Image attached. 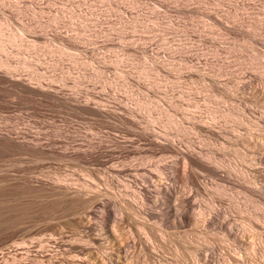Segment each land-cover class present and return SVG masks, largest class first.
<instances>
[{"label": "rangeland", "instance_id": "obj_1", "mask_svg": "<svg viewBox=\"0 0 264 264\" xmlns=\"http://www.w3.org/2000/svg\"><path fill=\"white\" fill-rule=\"evenodd\" d=\"M26 1L10 0L13 4L16 2L17 6L20 4L21 8L25 6L27 10L31 8L28 11H32V16H34L33 11L43 10V14L39 16L41 19L37 15L34 17L43 21L47 20L49 14L50 17L57 16L59 8H67L66 11L76 8L89 18L94 16L93 19H96L100 23L99 26L105 30L99 33L101 35L96 34L97 27L92 26L94 22L89 23L87 33L91 36L86 34L89 37L88 40L86 38L88 42L85 43H90V46L84 51L76 52L65 48L55 39L54 34L60 32L61 34L63 32V35H73L72 29L67 25L72 32L66 27L58 29L59 32L49 27L45 30L44 42L38 41L37 48L48 44L53 49L60 48L63 52L61 55L55 53L48 57L49 54L45 51L47 55L43 51L39 52L40 54L33 51L30 53L19 46L16 47L17 45L6 46L7 50L0 53V57L4 54L10 56L14 65L31 60V65L28 62V67L19 68L18 79L27 81L26 83L32 88H40L41 91L44 89L43 92H56L67 98V102L62 103L45 95L42 96L41 93L24 91L22 87H16L13 83L11 85L6 80V82L2 79L0 81V264H264V164L257 160L264 156L262 0H227L229 2H226L225 6L218 5L215 1L211 2V5L215 3L214 8L210 6L211 9L215 10L216 6H219L218 9L216 8L219 15L215 16L223 20L224 28H227L228 24L229 29L233 27V31L242 34L241 37L235 38L231 34L227 36L224 28L200 15L197 17L188 15V18L191 17L189 22L193 19L189 28L187 16L176 12L174 7L164 8L154 1H146L148 5L143 2L141 7L139 6L141 15L152 9L158 10L167 18L162 16L158 21H147L149 25L157 28L158 31L152 34L156 38L151 34L128 31L131 32L130 34L133 32L134 37L127 41L121 40L117 32L108 24V21L118 22L120 13L116 16V13L109 12L100 0H97L98 5L96 0H88L90 1L88 4L83 7L77 5L78 7L75 8L64 7L59 3L56 5L55 0ZM190 3L191 0L186 1L185 4L191 6ZM230 4L234 5L228 6L230 9L237 7L231 10L226 8ZM98 6L100 11L97 12ZM193 6L199 7L194 3ZM238 7L242 10L237 9ZM86 8L91 11L88 12ZM140 9H143L142 13ZM225 11L234 12L236 20L233 19L232 22V19L225 21L221 18L222 12L224 14ZM125 17L128 18V15ZM240 18L243 23L247 20L245 22L247 27L245 23V26L241 25ZM0 19L2 23L3 20H7L11 31L20 36L24 35L23 37L30 42L34 36L39 37L40 35L37 34L42 33L39 29L23 31L19 24L20 17H17V20L15 17L11 19L8 14L5 15L0 11ZM171 20L177 22L173 24ZM180 24H184L185 27ZM166 29L175 33L168 31L167 35ZM204 39L211 42L208 41L207 44ZM90 40L94 41V44L97 42L96 45ZM92 48H95L94 53L102 57L104 55L105 58L103 57L101 61L91 59L89 53L92 52ZM125 48L131 49L129 53L124 52ZM88 49H91V52L88 53ZM65 52L71 55L67 56ZM206 52L207 54L204 55ZM53 56L58 61H55ZM146 56L150 57L146 58ZM22 57L25 60L21 59ZM79 57L80 61H83L82 65L81 62L74 63L73 59ZM91 61H94V64ZM260 67L263 69L262 72H259ZM36 69L41 79L33 76L34 72L37 75ZM218 73L221 75L218 76ZM163 77H167L166 80ZM35 81L38 84L41 81L42 87L41 85L36 87L38 84ZM118 85L121 87L120 90ZM218 95L221 97L219 98ZM85 105L109 113L106 118H101L87 110ZM175 105L178 108L181 105L182 108L178 109ZM127 106L138 110L139 115L143 117L137 120L139 122L142 120L143 124L138 125L132 121L133 118L127 114L126 108H129ZM151 116L155 119L153 120ZM193 124H197L198 128ZM145 126L149 127V130L152 129L155 134L153 137H150L151 134H145L147 130ZM188 154L199 156L198 158L207 165L217 166L222 174H215L203 166H191L187 160ZM210 158L214 159L215 163L208 164ZM160 187L167 188L168 193L160 195L158 191ZM100 202L105 203L106 210L98 207ZM180 214H188L197 220L186 223L179 218ZM103 215L110 222L109 228L106 229L107 235L104 233ZM211 216L228 220L231 234L213 229L207 223Z\"/></svg>", "mask_w": 264, "mask_h": 264}, {"label": "bare ground", "instance_id": "obj_2", "mask_svg": "<svg viewBox=\"0 0 264 264\" xmlns=\"http://www.w3.org/2000/svg\"><path fill=\"white\" fill-rule=\"evenodd\" d=\"M28 1V0H27ZM26 1V2H27ZM35 1V0H34ZM46 1V0H45ZM50 1H54V0H50ZM56 1V5H57V3H59V4H61V5H64V7H71V6H74V8L77 6V5H79V6H82L83 7V5H86V4H88L89 2H88V0H82V1H78V0H76V1H74V0H55ZM93 1H95V0H93ZM93 1H92V3H93ZM101 1V3L103 4V6L104 7H106L107 8V10L109 11V12H111V13H116V16L117 15H119V14H117V13H120V18H118L119 19V21H118V19H117V21L118 22H110V21H108V24H109V26H111V28L114 30V31H116L117 32V34L119 35V37H120V39L121 40H126L127 41V39H132L134 36H133V32H132V34H130L128 31H134V33H136V32H143V33H147V34H155L158 30H157V28H155V26H151V25H149L148 23H147V21L149 20H155V21H158V20H160L161 18H162V14H160V12L158 11H153L152 9V11L150 10V12H146L145 11V13L143 12L142 13V10L144 9L143 7V9L141 10V13L142 14H144V15H141L140 14V11H139V6L140 5H142V3L143 2H146V1H154L156 4H158V6H161V7H164V8H169V7H174V9H175V11L176 12H178V13H180V14H184L185 16H187V18L186 19H188V21H187V26H189V28H191L190 26H192V24H191V22L193 23V19H191L192 21H190L189 22V18H191V17H189L188 18V15H196V17H197V15H200V16H203V18L205 17V18H207V19H209V20H211L212 21V23L213 24H216V25H219L220 27H222V28H224V25L225 24H223V20H220L219 18L217 19L216 17L217 16H215V15H219V13H218V10H216V8L218 9V5H224L226 2H227V0H191V6L190 5H187V4H185L186 3V1H189V0H100ZM99 1V2H100ZM212 1H215L217 4V6H216V8H215V10H213V9H211L210 8V6H212V8H214L213 7V5L215 4H213L212 3V5H211V2ZM237 1V0H236ZM247 1V0H246ZM254 1V0H253ZM25 2V3H26ZM96 2H97V0H96ZM95 2V3H96ZM153 2V3H154ZM229 2V1H228ZM227 2V3H228ZM242 2V1H241ZM250 3H251V1H249ZM258 2V1H257ZM260 2V1H259ZM15 3L16 2H14V4L13 3H11L10 2V0H0V11L1 12H3V13H5V15L6 14H8V17L9 18H14L15 17V19L17 18V17H20V20H21V22H19V24L21 25V29L23 30V31H34L35 29H39V30H41V32L42 33H39V34H37V35H40L39 37H35L34 36V38H33V42L31 41H29V40H27L26 38H24L23 36H20V35H18L17 33H14L13 31H11L10 29H9V27H8V24H7V20H3V23H2V20H1V22H0V53H1V51H4V50H7L5 47L7 46H11V45H17L16 47H20L21 49H23L24 51L26 50L27 52L29 51H33V52H37V53H39V52H41V51H43V53H47V54H49L48 55V57L50 56L51 57V55H53V54H55L56 53V55L57 54H59V55H61L63 52H62V50L59 48V49H53V47L51 48L48 44L47 45H43L41 48H37L38 46H39V44H38V41H43L44 42V40L46 39L45 38V30H47L49 27H52L53 28V31H55V30H58V29H61V28H67V29H69L68 28V26L67 25H69L70 26V28L72 29V31H73V35H63V32H62V34H61V32L60 33H56V34H54L55 36V39H57L59 42H61V44H62V46L63 47H65V48H69V49H73V50H76V52L77 51H84V50H86L87 48V46L89 47L90 46V43H85L87 40H88V37L89 36H91V35H89L87 32L89 31V26H90V24L89 23H91V22H94L93 24H92V26L93 27H97V29H95V33L96 34H99V33H101L102 31H104L99 25H100V23L96 20V19H93V18H95L94 16H93V18H89V17H87V16H85V15H83L80 11H79V9H78V11L76 10V8H75V10H71V11H66V9H64V8H62V9H60L59 8V10H58V15L57 16H51L50 17V14H49V16H47V20L46 21H43V20H37L36 18H34L36 15H37V17L39 18V16H41V14H43V10H39V11H33V15L34 16H32L31 15V13H32V11L30 12V11H28L29 9H31V8H29L28 10L26 9L27 7L25 6H23L24 8H21V7H19V5L20 4H18V6L17 5H15ZM52 3V2H51ZM54 3V2H53ZM193 3H194V5L196 4L197 6H199V7H194L193 6ZM239 3H240V1H239ZM238 3V4H239ZM256 3V2H255ZM261 3V2H260ZM17 4V3H16ZM38 4V3H37ZM44 4V3H43ZM146 5H148V2H146L145 3ZM257 4V3H256ZM262 6H264V0H262ZM52 5V4H51ZM55 5V6H56ZM97 5H98V2H97ZM232 5L233 4H230V5H227V7L226 8H228V9H230V7H228V6H231L232 7ZM252 5V4H251ZM21 6V5H20ZM45 6V5H44ZM89 6V5H88ZM225 6V5H224ZM234 6V5H233ZM239 6V5H238ZM246 6V5H245ZM249 5H248V3H247V7H248ZM257 6V5H256ZM260 6V5H259ZM46 7V6H45ZM51 7V6H50ZM54 7V6H53ZM60 7V6H59ZM78 7V6H77ZM81 7V8H82ZM93 7V6H92ZM104 7H103V9H104ZM130 7V8H129ZM132 7V8H131ZM141 7V6H140ZM148 7V6H147ZM150 7V6H149ZM153 7V6H152ZM237 7V6H236ZM236 7H234V8H236ZM251 7V6H250ZM38 8V7H37ZM49 8V7H48ZM100 7L98 6V9H99ZM101 8H102V6H101ZM155 8V7H154ZM234 8H231V9H234ZM256 8V7H255ZM45 9V8H44ZM54 9V8H53ZM86 9H88L89 10V8H86ZM96 9H97V7H96ZM133 9V10H132ZM173 9V10H174ZM223 9V8H222ZM221 9V10H222ZM227 9V10H228ZM230 9V10H231ZM237 9H241V8H237ZM249 9H251V8H249ZM51 10V9H50ZM82 10V9H81ZM144 10H146V9H144ZM147 10H149V8H147ZM172 10V9H171ZM236 10V9H235ZM242 10V9H241ZM252 10V9H251ZM250 10V11H251ZM258 10H259V8H258ZM262 10H263V8H262ZM47 11V10H46ZM91 10H89L88 12H90ZM98 11H100V9L99 10H97V12ZM102 11V10H101ZM165 11H169V10H165ZM220 11V10H219ZM224 11V10H223ZM233 11V10H232ZM232 11H225V13L223 14V12H222V16H221V18H223L225 21H229L230 19H232V22H233V19H235V17H236V15L234 14V12H232ZM245 11V10H244ZM257 11V10H256ZM255 11V12H256ZM55 12V11H54ZM57 12V11H56ZM88 12H87V14H88ZM104 12V11H103ZM221 12V11H220ZM237 12V11H236ZM123 13L124 14H126V15H128V18H126L124 15H123ZM166 13V12H165ZM177 13V14H178ZM218 13V14H217ZM249 12H247V14H248ZM254 13V12H253ZM45 14V13H44ZM48 14H46V15H48ZM90 14H92V13H90ZM95 14V13H94ZM93 14V15H94ZM104 14V13H103ZM236 14H238V13H236ZM240 14V13H239ZM54 15V14H53ZM108 15V13L106 14V16ZM221 15V14H220ZM245 15V14H244ZM251 15V14H250ZM249 15V16H250ZM114 16V15H113ZM185 16H183V17H185ZM238 16V15H237ZM241 16H242V14H241ZM254 16V15H253ZM43 17V16H42ZM45 17V16H44ZM97 17V16H96ZM108 17V16H107ZM106 17V18H107ZM163 17H165V16H163ZM170 17V16H169ZM177 17V16H176ZM180 17V16H179ZM192 17H194V16H192ZM246 17V16H245ZM101 18V17H100ZM110 18V17H109ZM114 18V17H113ZM165 18H167V17H165ZM174 18V17H173ZM195 18V17H194ZM259 18H260V16H259ZM39 19H41V18H39ZM171 19V18H170ZM180 19V18H179ZM201 19V18H200ZM238 19V18H237ZM241 19V18H240ZM261 19V18H260ZM262 19H264L263 17H262ZM17 20V19H16ZM101 20V19H100ZM106 20V19H105ZM108 20V19H107ZM106 20V21H107ZM111 20H112V18H111ZM163 20H166V19H163ZM196 20V19H195ZM203 20V19H202ZM205 20V19H204ZM236 20V19H235ZM243 20H245V19H243ZM253 20H255L256 21V19H254L253 18ZM12 21V20H11ZM173 21H175V20H173ZM172 20H171V22H173ZM182 20L180 19V22H181ZM238 21V20H237ZM254 21V22H255ZM260 21V20H259ZM166 22H168V21H166ZM177 22V21H176ZM175 22V23H176ZM179 22V23H180ZM185 22V21H184ZM195 22V21H194ZM210 22V21H209ZM208 22V23H209ZM231 22V21H230ZM241 22H242V19H241ZM245 22H247V20L246 21H244V23ZM249 22V21H248ZM263 20L261 21V24L262 25H264L263 23ZM102 23H104V22H102ZM160 23H163L162 21H160ZM159 23V24H160ZM174 22H173V24H175ZM183 23V22H182ZM186 23V22H185ZM201 24H202V22H200ZM204 23V22H203ZM234 23H235V21H234ZM244 23L242 22L241 23V25L243 24L244 25ZM251 23V22H250ZM258 23V22H257ZM164 24V23H163ZM167 24V23H166ZM170 24V23H169ZM168 24V25H169ZM172 24V25H173ZM212 24V25H213ZM233 24V23H232ZM239 24H240V22H239ZM246 24V26L245 27H247V23H245ZM252 24V23H251ZM254 24V23H253ZM259 24V23H258ZM260 24V25H261ZM15 25H16V23H15ZM18 25V24H17ZM105 25V24H104ZM167 25V26H168ZM171 25V26H172ZM180 25H183L184 26V24H180ZM180 25H179V27H180ZM199 25V24H198ZM212 25H210V26H212ZM235 25V24H234ZM233 25V26H234ZM240 25V26H241ZM250 25V24H249ZM249 25H248V27H249ZM19 26V25H18ZM107 26L108 25H106V28H107ZM159 26V25H158ZM161 26V25H160ZM164 26V25H163ZM203 26V25H202ZM205 26V25H204ZM237 26H238V24H237ZM105 27V26H104ZM175 27V26H174ZM185 27V26H184ZM196 27V26H195ZM200 28H201V26H199ZM214 27V26H213ZM231 27V26H230ZM236 27V26H235ZM243 27V26H242ZM244 27V28H245ZM255 27V26H254ZM20 28V27H19ZM111 28H109V29H111ZM159 29H160V27H158ZM161 28H162V26H161ZM166 28V27H165ZM188 28V27H187ZM198 28V27H197ZM207 28V27H206ZM217 28V27H216ZM233 28V27H232ZM232 28H228V24H227V28L225 27L224 29H225V33L227 34V36H228V34H231V36H233L234 38L236 37V36H240V35H242V34H239V33H237V32H235V31H233L232 30ZM55 29V30H54ZM174 29V28H173ZM172 29V30H173ZM182 29V28H181ZM193 29H194V27H193ZM211 29V28H210ZM218 29V28H217ZM251 29H253V28H251ZM20 30V29H19ZM39 30H37V31H39ZM63 30V29H62ZM61 30V31H62ZM70 30V29H69ZM93 30V29H92ZM107 30V29H106ZM185 30V29H184ZM183 30V31H184ZM205 30V29H204ZM203 30V31H204ZM213 30V29H212ZM60 30H58V32H59ZM64 31V30H63ZM71 31V30H70ZM71 31V32H72ZM114 31H113V33H114ZM161 31H163V30H161ZM160 31V32H161ZM165 31H167V29L165 30ZM168 31H170V30H168ZM167 31V32H168ZM182 31V30H181ZM191 31H194V30H191ZM220 31V30H219ZM218 31V32H219ZM244 31H246V29L244 30ZM252 31H254V29L252 30ZM257 31V30H256ZM16 32V31H15ZM56 32V31H55ZM115 32V33H116ZM167 32H165V33H167ZM170 32H172V31H170ZM185 32H186V30H185ZM188 32V31H187ZM199 32V31H198ZM224 32V31H223ZM240 32V31H239ZM263 32V31H262ZM261 32V33H262ZM19 33V32H18ZM140 33V34H141ZM172 33H175V32H172ZM188 33H193V32H188ZM187 33V34H188ZM216 33V32H215ZM215 33H213V34H215ZM253 33V32H252ZM259 33V32H258ZM86 34H88L89 36L87 37V35ZM95 34V35H96ZM169 34V32L167 33V35ZM205 34V33H204ZM208 34H209V32H208ZM212 34V33H211ZM225 34V35H226ZM27 35V34H26ZM29 35V34H28ZM36 35V34H35ZM99 35H101V34H99ZM104 35V34H103ZM107 35H108V33H107ZM159 35V34H158ZM165 35V34H164ZM200 35V34H199ZM218 35V34H217ZM251 35V34H250ZM258 35V34H257ZM142 36H143V34H142ZM152 36H154V35H152ZM151 36V37H152ZM181 36V35H180ZM191 36H192V34H191ZM230 36V37H231ZM249 36V35H248ZM252 36H253V34H252ZM256 36V35H255ZM94 37V36H93ZM101 37V36H100ZM144 37H146V36H144ZM143 37V38H144ZM155 37V36H154ZM170 37H171V35H170ZM169 37V38H170ZM204 37V36H203ZM206 37V36H205ZM204 37V38H205ZM224 37V36H223ZM233 37H231V38H233ZM241 37V36H240ZM86 38H87V40H86ZM92 38V37H91ZM104 38V37H103ZM137 37H135V39H136ZM156 38V37H155ZM164 38H167V37H164ZM209 38V37H208ZM222 38V37H221ZM220 38V39H221ZM259 38V37H258ZM262 38V37H261ZM101 39V38H100ZM152 39V38H151ZM173 39V38H172ZM183 39V38H182ZM188 39V38H187ZM189 39H191V38H189ZM188 39V40H189ZM238 39V38H237ZM241 39V38H240ZM94 40V39H93ZM99 40V39H98ZM145 40H146V38H145ZM161 40V39H160ZM206 39H204V41H205ZM226 40H228L227 38H226ZM230 40V39H229ZM256 40V39H255ZM261 40V39H260ZM91 41V40H90ZM97 41V40H96ZM95 41V42H96ZM100 41V40H99ZM130 41V40H129ZM155 41V40H154ZM165 41V40H164ZM171 41V40H170ZM202 41V40H201ZM207 41V42H206ZM205 42L207 43V44H209V42H211L210 40H206ZM209 41V42H208ZM224 41H225V39H224ZM54 42H56V41H54ZM88 42V41H87ZM103 42V41H102ZM132 42V41H131ZM142 42V41H141ZM147 42V41H146ZM172 42V41H171ZM193 42H195V41H193ZM218 42H219V40H218ZM240 42V41H239ZM253 42V41H252ZM58 43V42H57ZM91 43L92 44H94V41H91ZM97 43V42H96ZM96 43L94 44V45H96ZM128 43V42H127ZM175 43V42H174ZM223 43V42H222ZM226 43V42H225ZM228 43V42H227ZM231 43V42H230ZM238 43V42H237ZM255 43V42H254ZM42 44V43H41ZM46 44V43H45ZM59 44V43H58ZM87 44V45H86ZM89 44V45H88ZM135 44V43H134ZM169 44V43H168ZM183 44V43H182ZM215 44V43H214ZM229 44V43H228ZM231 44H233V43H231ZM247 44H249V43H247ZM102 45V44H101ZM118 45V44H117ZM121 45V44H120ZM152 45H154V44H152ZM205 45V44H204ZM213 44H211V46H212ZM237 45V44H236ZM235 45V46H236ZM242 45V44H241ZM253 45V44H252ZM262 45V44H261ZM100 46V45H99ZM107 46V45H106ZM114 46V45H113ZM138 46V45H137ZM210 46V45H209ZM215 46V45H214ZM219 46V45H218ZM229 46V45H228ZM231 46V45H230ZM244 46V45H243ZM251 46V45H250ZM12 47V46H11ZM14 47V46H13ZM101 47V46H100ZM123 47V46H122ZM199 47V46H198ZM202 47H203V45H202ZM242 47V46H241ZM245 47V46H244ZM247 47V46H246ZM55 48H57V47H55ZM99 48V47H98ZM103 48V47H102ZM137 48V47H136ZM140 48V47H139ZM225 48V47H224ZM240 48V47H239ZM256 48V47H255ZM258 48V47H257ZM10 49V48H9ZM63 49V48H62ZM93 49V48H92ZM95 49V48H94ZM92 50V52L88 49V53H89V51L91 52V53H89L91 56H90V58L91 59H94V60H97V59H99L100 61L101 60H103V57L105 58V56L103 55V57L100 55V54H97L96 52L94 53V51L95 50ZM178 49H179V47H178ZM199 49V48H198ZM205 48L203 47V50H204ZM222 49V48H221ZM100 50H101V48H100ZM103 50H105V49H103ZM129 50H131V49H129ZM129 50L128 49H124V52L125 53H129ZM138 50V49H137ZM143 50H145L144 48H143ZM186 50V49H185ZM196 50V49H195ZM219 50H220V48H219ZM226 50H228V49H226ZM235 50V49H234ZM252 50V49H251ZM258 50V49H257ZM18 51V50H17ZM22 51V50H21ZM23 51V52H24ZM45 51V52H44ZM189 51V50H188ZM212 50H210V52H211ZM217 51V50H216ZM223 51V50H222ZM246 51V50H245ZM15 51H13V53H14ZM30 52V53H31ZM109 52H110V50H109ZM112 52V51H111ZM122 52V51H121ZM181 52V51H180ZM193 52V51H192ZM221 52V51H220ZM252 52V51H251ZM251 52H249V54L251 53ZM256 52V51H255ZM261 52V51H260ZM20 53V52H19ZM45 53V54H46ZM66 53V52H65ZM65 53H64V55H65ZM81 53V52H80ZM83 53V52H82ZM100 53V52H99ZM143 53H145V52H143ZM175 53V52H174ZM201 53H203V52H201ZM200 53V54H201ZM225 53V52H224ZM238 53V52H237ZM247 53V52H246ZM262 53V52H261ZM12 54V53H11ZM10 53H9V55H11ZM40 54V53H39ZM46 54V55H47ZM67 54V53H66ZM103 54V53H102ZM179 54V53H178ZM205 54H207V52L206 53H204V55ZM210 54V53H209ZM235 54V53H234ZM241 54V53H240ZM263 54V53H262ZM16 55V54H15ZM19 55V54H18ZM21 55V54H20ZM56 55H55V57H56ZM68 55H71V54H67V56ZM125 55V54H124ZM165 55H166V53H165ZM168 55V54H167ZM170 55H171V53H170ZM169 55V56H170ZM182 55V54H181ZM228 55H230V54H228ZM251 55V54H250ZM32 56H33V54H32ZM72 56H74V55H72ZM76 56V55H75ZM114 56H115V54H114ZM120 56V55H119ZM223 56V55H222ZM222 56H221V58H222ZM235 56H237L236 54H235ZM252 56V55H251ZM250 56V57H251ZM263 56V55H262ZM261 56V57H262ZM35 57V56H34ZM57 57H59V56H57ZM64 57V56H63ZM81 57V56H80ZM80 57H79V59L78 58H74L73 60H74V63L75 64H80ZM110 57H111V55H110ZM147 57H150V56H146V58ZM152 57H154V56H152ZM199 57V56H198ZM218 57V56H217ZM230 57V56H229ZM233 57V56H232ZM238 57V56H237ZM241 57V56H240ZM246 57V56H245ZM257 57V56H256ZM12 58V57H11ZM70 58V57H69ZM89 58V57H88ZM89 58V59H90ZM182 58V57H181ZM196 58V57H195ZM208 58V57H207ZM220 58V59H221ZM243 58V57H242ZM247 58V57H246ZM263 58V57H262ZM13 59V58H12ZM17 59V58H16ZM21 59H24L23 57L21 58ZM29 59V58H28ZM31 59V58H30ZM36 59V58H35ZM42 59V58H41ZM51 59V58H50ZM53 59H54V56H53ZM57 59V58H56ZM88 59V60H89ZM150 59V58H149ZM176 59V58H175ZM229 59V58H228ZM250 59V58H249ZM15 60V59H14ZM25 60V59H24ZM46 60V59H45ZM55 60V59H54ZM60 60H63V59H60ZM106 60V59H105ZM107 60H108V58H107ZM124 60V59H123ZM151 60H153V59H151ZM185 60V59H184ZM197 60V59H196ZM222 60V59H221ZM220 60V61H221ZM226 60V59H225ZM230 60V59H229ZM237 60H239V59H237ZM255 60V59H254ZM27 61V60H26ZM31 61V60H30ZM30 61H27V63L26 62H22L19 66L18 65H14L13 63H12V61L10 60V56H8V55H5L4 54V56L2 57V55H1V57H0V81H1V79H2V81H7V83H9L10 82V84L11 83H13V85L14 86H16V87H19V88H21V89H24V91H27V92H32V93H36V94H39V93H41L42 94V96H46V97H49V98H53V99H56V100H58V101H61L62 103L63 102H67V98L65 97H63V96H60L59 95V93L57 94L56 92L54 93V92H43L44 91V89H43V91H41V89L40 88H32L31 87V85H29V84H27L25 81H23V80H21V79H18V75L19 74H17L18 72H19V68H21L22 67V69H23V67H28V62H30ZM33 61V60H32ZM43 61V60H42ZM55 61H58V59L57 60H55ZM69 61V60H68ZM71 61H72V59H71ZM99 61V62H100ZM126 61V60H125ZM148 61V60H147ZM169 61V60H168ZM182 61V60H181ZM190 61V60H189ZM191 61H192V59H191ZM203 61V60H202ZM208 61H210V59L208 60ZM220 61H219V63H220ZM241 61H242V59H241ZM250 61V60H249ZM38 62V61H37ZM45 62V61H44ZM54 62V61H53ZM60 62V61H59ZM83 62V61H82ZM82 62H81V65H82ZM92 63L94 62V61H91ZM96 62V61H95ZM103 62V61H102ZM115 62V61H114ZM117 63H118V61H116ZM150 62V61H149ZM155 62V61H154ZM187 62V61H186ZM197 62V61H196ZM205 62H206V60H205ZM218 62V61H217ZM251 62V61H250ZM55 64H57V62H54ZM72 63V62H71ZM87 63V62H86ZM92 63H91V65H92ZM98 63V62H97ZM96 63V64H97ZM112 63V62H111ZM161 63V62H160ZM216 63V62H215ZM35 64H37V63H35ZM34 64V65H35ZM39 65L41 64V63H38ZM46 64V63H45ZM54 64V65H55ZM61 64V63H60ZM94 64V63H93ZM170 64H172V63H170ZM176 64V63H175ZM186 64V63H185ZM209 64V63H208ZM228 64V63H227ZM29 65H31V62H30V64ZM53 65V66H54ZM64 65V64H63ZM89 65V64H88ZM101 65V64H100ZM103 65V64H102ZM106 65V64H105ZM121 65V64H120ZM125 65H127V64H125ZM158 65V64H157ZM161 65V64H160ZM179 65H180V63H179ZM195 65V64H194ZM212 65V64H211ZM217 65V64H216ZM215 65V66H216ZM253 65V64H252ZM37 66V65H36ZM49 66V65H48ZM47 65H46V67H48ZM55 66H57V65H55ZM71 66V65H70ZM80 66V65H79ZM98 66V65H97ZM97 66H96V69H97ZM122 66H124V65H122ZM121 66V67H122ZM153 66H154V64H153ZM163 66V65H162ZM168 66H169V64H168ZM178 66V65H177ZM181 66V65H180ZM235 66V65H234ZM242 66V65H241ZM247 66V65H246ZM31 67V66H30ZM40 67V66H39ZM59 67V66H58ZM63 67V66H62ZM88 67V66H87ZM104 67V66H103ZM121 67H120V69H121ZM137 67V66H136ZM165 67V66H164ZM194 67V66H193ZM209 67V66H208ZM223 67V66H222ZM34 68V67H33ZM45 68V67H44ZM44 68H42V69H44ZM64 68V67H63ZM69 68V67H68ZM85 68V67H84ZM106 68V67H105ZM114 68V67H113ZM118 68V67H117ZM124 68H125V66H124ZM124 68H123V70H124ZM156 68V67H155ZM162 68V67H161ZM170 68V67H169ZM191 68H192V66H191ZM219 68H221V67H219ZM225 68V67H224ZM228 68V67H227ZM255 68V67H254ZM259 68V67H258ZM257 68V70H259ZM30 69V68H29ZM46 69V68H45ZM87 69V68H86ZM104 69V68H103ZM109 69V68H108ZM152 69H154V68H152ZM165 69V68H164ZM226 69V68H225ZM224 69V70H225ZM238 69V68H237ZM253 69V68H252ZM261 67H260V70H259V72L261 71ZM27 70V69H26ZM25 70V72H27ZM34 70V69H33ZM37 70V69H36ZM48 70V69H47ZM63 70V69H62ZM88 70V69H87ZM90 70H91V68H90ZM92 70H94V69H92ZM100 70V69H99ZM115 70V69H114ZM114 70H112V71H114ZM138 70V69H137ZM151 70V69H150ZM156 70V69H155ZM182 70V69H181ZM186 70H187V68H186ZM228 70V69H227ZM249 70V69H248ZM263 70V69H262ZM18 71V72H17ZM35 71V70H34ZM72 71V70H71ZM76 71V70H75ZM74 71V72H75ZM79 71V70H78ZM77 71V72H78ZM97 71V70H96ZM101 71V70H100ZM111 71V70H110ZM134 71V70H133ZM157 71V70H156ZM160 71V70H159ZM176 71V70H175ZM179 71V70H178ZM183 71V70H182ZM218 71V70H217ZM216 71V72H217ZM220 71H223V70H220ZM229 71V70H228ZM231 71V70H230ZM235 71V70H234ZM28 72H30V71H28ZM62 72V71H61ZM81 72V71H80ZM87 72V71H86ZM94 72V71H93ZM93 72H92V74H93ZM99 72V71H98ZM97 72V73H98ZM122 72H124V71H122ZM172 72H174V71H172ZM227 72V71H226ZM233 72V71H232ZM231 72V73H232ZM237 72V71H236ZM258 72V71H257ZM262 72V71H261ZM263 72H264V70H263ZM20 73H21V71H20ZM23 73H24V71H23ZM32 73V72H31ZM39 72H38V70H37V75L35 74V72H34V75L33 76H36L35 78L37 79H39L40 78V74H38ZM46 73V72H45ZM88 73V72H87ZM105 73V72H104ZM114 73H115V71H114ZM132 73V72H131ZM208 73V72H207ZM214 73H215V70H214ZM241 73V72H240ZM246 73V72H245ZM253 73H255V72H253ZM42 74V73H41ZM51 74H52V72H51ZM56 74V73H55ZM60 74V73H59ZM64 74V73H63ZM92 74H90V75H92ZM125 74V73H124ZM127 74V73H126ZM133 74V73H132ZM131 74V76H133ZM156 74V73H155ZM210 74H212L211 72H210ZM219 74L220 73H218V76H219ZM252 74V73H251ZM259 74V73H258ZM257 74V75H258ZM262 74V73H261ZM40 75V76H39ZM45 75V74H44ZM94 75V74H93ZM92 75V76H93ZM105 75V74H104ZM128 75V74H127ZM142 75V74H141ZM145 75V74H144ZM152 75V74H151ZM167 75V74H166ZM169 75H170V73H169ZM175 75V74H174ZM221 75V74H220ZM224 75H225V72H224ZM228 75V74H227ZM236 75V74H235ZM244 75H246V74H244ZM254 75V74H253ZM252 75V76H253ZM256 75V74H255ZM263 75V74H262ZM58 76V75H57ZM95 76V75H94ZM98 75H96V77H97ZM102 76V75H101ZM106 76V75H105ZM112 76V75H111ZM130 76V75H129ZM130 76V77H131ZM139 76V75H138ZM154 76V75H153ZM171 76V75H170ZM212 76H213V74H212ZM216 76H217V74H216ZM215 76V77H216ZM237 76V75H236ZM59 77V76H58ZM104 77V76H103ZM117 77V76H116ZM129 77V78H130ZM134 77H136V76H134ZM232 77H235V76H232ZM258 77H259V75H258ZM264 77V76H263ZM262 76H261V78H263ZM18 80H17V79ZM26 78V77H25ZM29 78V77H28ZM46 78H48V77H46ZM52 78V77H51ZM55 78V77H54ZM62 78V77H61ZM63 78H65V76H63ZM98 78H101V77H98ZM108 78V77H107ZM142 78V77H141ZM154 78V77H153ZM163 78H165V77H163ZM167 78V77H166ZM166 78H165V80H166ZM171 78V77H170ZM213 78V77H212ZM248 78V77H247ZM250 78V77H249ZM4 79V80H3ZM24 79V78H23ZM30 79H31V77H30ZM41 79V78H40ZM86 79V78H85ZM95 79H97V78H95ZM111 79V78H110ZM126 79V78H125ZM131 79V78H130ZM136 79V78H135ZM137 79H139V78H137ZM146 79V78H145ZM144 79V80H145ZM148 79V78H147ZM157 79V78H156ZM172 79V78H171ZM251 79V78H250ZM26 80V79H25ZM53 80H55L56 81V79H53ZM88 80V79H87ZM94 80V79H93ZM92 80V81H93ZM103 80V79H102ZM118 80H121V79H118ZM132 80V79H131ZM143 80V81H144ZM169 80V79H168ZM191 80V79H190ZM214 80H215V78H214ZM248 80V79H247ZM256 80V79H255ZM5 81V82H6ZM37 81H39V80H37ZM58 81V80H57ZM89 81V80H88ZM98 81V80H97ZM100 81V80H99ZM106 81V80H105ZM114 81V80H113ZM123 81V80H122ZM121 81V82H122ZM126 81H128V80H126ZM132 81H134V80H132ZM163 81H164V79H163ZM178 81V80H177ZM197 81V80H196ZM210 81V80H209ZM213 81V80H212ZM216 81H217V79H216ZM260 81H262V79L260 80ZM29 82V81H28ZM41 82V81H40ZM39 82V84L38 83H36V81H35V83L36 84H38L36 87H40V85H41V83ZM43 82V81H42ZM86 82V81H85ZM102 82V81H101ZM104 82V81H103ZM115 82V81H114ZM168 82V81H167ZM183 82V81H182ZM193 82V81H192ZM235 82V81H234ZM246 82V81H245ZM248 82V81H247ZM246 82V83H247ZM45 83V82H44ZM48 83H50V82H48ZM61 83V82H60ZM63 83H64V81H63ZM66 83V82H65ZM105 83V82H104ZM124 83V82H123ZM123 83H121V84H123ZM129 83V82H128ZM130 83H132V82H130ZM146 83V82H145ZM170 83V82H169ZM194 83H195V81H194ZM202 83V82H201ZM213 83V82H212ZM211 83V84H212ZM215 83V82H214ZM233 83V82H232ZM243 83V82H242ZM98 84V83H97ZM101 84V83H100ZM109 84V83H108ZM114 84V83H113ZM115 84H117V83H115ZM140 84V83H139ZM153 84V83H152ZM164 84V83H163ZM175 84H176V82H175ZM182 84V83H181ZM186 84V83H185ZM228 84V83H227ZM251 84V83H250ZM12 85V84H11ZM33 85V84H32ZM65 85V84H64ZM102 85H103V83H102ZM107 85V84H106ZM130 85V84H129ZM167 85V84H166ZM171 85H172V83H171ZM170 85V86H171ZM174 85V84H173ZM178 85V84H177ZM180 85V84H179ZM187 85V84H186ZM202 85H204V84H202ZM208 85H210V84H208ZM213 85V84H212ZM216 85L217 84H215L214 86L216 87ZM242 85V84H241ZM10 86V85H9ZM50 86V85H49ZM100 86V85H99ZM117 86V85H116ZM124 86V85H123ZM139 86V85H138ZM176 86V85H175ZM225 86V85H224ZM223 86V87H224ZM228 86V85H227ZM227 86H226V88H227ZM12 87V86H11ZM35 87V86H34ZM41 87H42V85H41ZM48 87V86H47ZM60 87V86H59ZM120 87V85H118V88ZM131 87V86H130ZM130 87H128V88H130ZM154 87V86H153ZM157 88H158V86H156ZM155 87V88H156ZM178 87V86H177ZM190 87V86H189ZM192 87H194V86H192ZM204 87V86H203ZM209 87V86H208ZM217 87H219V86H217ZM233 87V86H232ZM235 87V86H234ZM244 87V86H243ZM14 88V87H13ZM121 88V87H120ZM120 88H119V90H120ZM132 88V87H131ZM137 88V87H136ZM191 88V87H190ZM196 88V87H195ZM211 89L213 88V87H210ZM209 88V90L211 91V89ZM247 88V87H246ZM250 88V87H249ZM54 89V88H53ZM61 89V88H60ZM63 89V88H62ZM65 89V88H64ZM104 89V88H103ZM110 89V88H109ZM123 89V88H122ZM139 89V88H138ZM151 89V88H150ZM168 89V88H167ZM189 89V88H188ZM196 89H198V88H196ZM196 89H194V90H196ZM203 89V88H202ZM206 89V88H205ZM219 89V88H218ZM229 89V88H228ZM241 90H242V88H240ZM50 90V89H49ZM154 90V89H153ZM152 90V91H153ZM157 90V89H156ZM163 90V89H162ZM171 90V89H170ZM178 90V89H177ZM180 90V89H179ZM193 90V89H192ZM215 90H217L216 88H215ZM221 90V89H220ZM220 90H219V92H220ZM224 91H225V89H223ZM22 91V90H21ZM23 91V92H24ZM46 91V90H45ZM58 91V90H57ZM60 91V90H59ZM113 91V90H112ZM115 91V90H114ZM136 91V90H135ZM141 91V90H140ZM147 91V90H146ZM160 91H161V89H160ZM189 91H191V90H189ZM218 91V90H217ZM223 91V92H224ZM43 92V93H42ZM65 92V91H64ZM91 92V91H90ZM111 92V91H110ZM151 92V91H150ZM154 92V91H153ZM158 92H159V90H158ZM182 92V91H181ZM223 92H221V94L223 93ZM72 93V92H71ZM85 93V92H84ZM83 93V94H84ZM87 93H89V92H87ZM140 93V92H139ZM138 93V94H139ZM143 93V92H142ZM157 93V92H156ZM164 93V92H163ZM186 93V92H185ZM189 93V92H188ZM213 94L215 93V92H212ZM225 93V92H224ZM78 94V93H77ZM166 94V93H165ZM164 94V96H166ZM182 94V93H181ZM191 94V93H190ZM229 94V93H228ZM34 95V94H33ZM66 95H67V93H66ZM71 95V94H70ZM76 95V94H75ZM82 95V94H81ZM85 95V94H84ZM87 95V94H86ZM149 95V94H148ZM163 95V94H162ZM194 95V94H193ZM225 96H226V94H224ZM77 96V95H76ZM94 96V95H93ZM123 96V95H122ZM121 96V97H122ZM125 96V95H124ZM134 96V95H133ZM171 96H172V94H171ZM212 96V95H211ZM216 96V95H215ZM71 97V96H70ZM90 97V96H89ZM191 97H192V95H191ZM218 97H219V95H218ZM221 97V96H220ZM219 97V98H220ZM223 97V96H222ZM231 97V96H230ZM96 98H98V97H96ZM127 98V97H126ZM167 98H169V97H167ZM68 99H70V98H68ZM92 99V98H91ZM94 99H95V97H94ZM166 99V98H165ZM171 99V98H170ZM169 99V100H170ZM190 99V98H189ZM188 99V100H189ZM70 100H72V99H70ZM69 100V101H70ZM74 100V99H73ZM72 100V101H73ZM96 100V99H95ZM103 100V99H102ZM116 100V99H115ZM118 100V99H117ZM121 100V99H120ZM124 100V99H123ZM135 100V99H134ZM137 100V99H136ZM141 100V99H140ZM145 100V99H144ZM180 100V99H179ZM190 100H193V98L192 99H190ZM195 100V99H194ZM72 101H70L71 103H73ZM82 101V100H81ZM87 101V100H86ZM89 101V100H88ZM93 101V100H92ZM165 101V100H164ZM187 101V100H186ZM212 101V100H211ZM228 101V100H227ZM55 102V101H54ZM69 102V104H71ZM75 102V101H74ZM85 102V101H84ZM95 102V101H94ZM100 102V101H99ZM102 102V101H101ZM118 102H120V101H118ZM122 102V101H121ZM184 102V101H183ZM192 102V101H191ZM191 102H189V103H191ZM193 102H196V101H193ZM64 103V104H65ZM76 103V102H75ZM79 102L77 101V104H78ZM90 103H92V102H90ZM124 103V102H123ZM133 103V102H132ZM171 103H172V100H171ZM174 103V102H173ZM176 103V102H175ZM188 103V104H189ZM198 103V102H197ZM57 104H59V103H57ZM80 104V103H79ZM78 104V105H79ZM85 104V103H84ZM94 104V103H93ZM131 104V103H130ZM146 104H148V103H146ZM165 104V103H164ZM167 104H170V103H167ZM185 104V103H184ZM76 105V104H75ZM105 105V104H104ZM135 105V104H134ZM171 105V104H170ZM186 105V104H185ZM190 105V104H189ZM64 106V105H63ZM67 106V105H66ZM86 106V105H85ZM98 106V105H97ZM116 106H118V104L116 105ZM124 106V105H123ZM141 106V105H140ZM145 106V105H144ZM165 106V105H164ZM176 106V105H175ZM191 106H192V104H191ZM196 106V105H195ZM71 107V106H70ZM76 107V106H75ZM74 107V108H75ZM91 107V106H90ZM89 106H86L85 108L87 109V110H90V111H92L95 115H97L98 117H104V118H106V116H107V114L109 113V112H107V111H104V110H101V109H93V108H90ZM93 107V106H92ZM106 107V106H105ZM127 107H129V106H127ZM155 107V106H154ZM173 107V106H172ZM177 107V106H176ZM180 107H181V105H180ZM179 107V108H180ZM199 107V106H198ZM205 107V106H204ZM204 107H202V108H204ZM206 107H208V106H206ZM67 108V107H66ZM69 108V107H68ZM74 108H72L73 110H74ZM104 108V107H103ZM107 108V107H106ZM110 108V107H109ZM137 108V107H136ZM162 108H163V106H162ZM178 108V107H177ZM178 108V109H179ZM182 108V107H181ZM192 108V107H191ZM193 108H195V107H193ZM212 108H214V107H212ZM123 109V108H122ZM122 109H121V111H122ZM165 109H167V108H165ZM205 109H207V108H205ZM210 109V108H209ZM118 110V109H117ZM164 110V109H163ZM176 110V109H175ZM187 110V109H186ZM76 111V110H75ZM126 111H127V114H129L132 118H133V120L132 119H130V117H128L127 116V118H129L130 120H132L133 122L135 121L136 122V124H143L144 122H142V120H140L141 122H139L137 119H139L140 117H143V116H140L139 115V112H138V110H135V108L134 109H132V108H126ZM154 111H156V110H154ZM170 111V110H169ZM180 111H182V110H180ZM211 111V110H210ZM221 111V110H220ZM82 112V111H81ZM165 112V111H164ZM164 112H162V113H164ZM171 112V111H170ZM178 112V111H177ZM176 112V113H177ZM214 112V111H213ZM218 112V111H217ZM216 112V113H217ZM224 112V111H223ZM222 112V113H223ZM227 112V111H226ZM232 112V111H231ZM91 113V112H90ZM172 113H174V112H172ZM182 113V112H181ZM184 113V112H183ZM206 113V112H205ZM235 113V112H234ZM238 113V112H237ZM156 114V113H155ZM158 114V113H157ZM209 114V113H208ZM218 114V113H217ZM220 114V113H219ZM125 115V114H124ZM154 115V114H153ZM166 115V114H165ZM172 115V114H171ZM174 115H176V114H173V116ZM212 115V114H211ZM224 115V114H223ZM237 115V114H236ZM243 115V114H242ZM112 116H114L113 114H112ZM155 116V115H154ZM178 116V115H177ZM176 116V117H177ZM190 116V115H189ZM215 116V115H214ZM218 116V115H217ZM220 116H221V114H220ZM244 116V115H243ZM152 117V116H151ZM169 117V116H168ZM192 117V116H191ZM222 117V116H221ZM245 117V116H244ZM243 117V118H244ZM125 118V117H124ZM149 118H150V116H149ZM153 118V117H152ZM164 118V117H163ZM232 118V117H231ZM242 118V117H241ZM242 118V119H243ZM122 119V118H121ZM141 119V118H140ZM145 119V118H144ZM155 118H153V120H154ZM171 119V118H170ZM176 119V118H175ZM190 119V118H189ZM193 119V118H192ZM247 119V118H246ZM123 120V119H122ZM128 120V119H127ZM167 120V119H166ZM177 120V119H176ZM235 120V119H234ZM245 120V119H244ZM132 121H131V123H132ZM147 121V120H146ZM170 121L171 120H169V123H170ZM173 121V120H172ZM238 121V120H237ZM241 121V120H240ZM239 121V122H240ZM246 121V120H245ZM247 121H248V119H247ZM134 122V123H135ZM149 122V121H148ZM192 122V121H191ZM152 123V122H151ZM253 123V122H252ZM255 123V122H254ZM122 124H123V121H122ZM126 124H127V122H126ZM247 124V123H246ZM245 124V125H246ZM132 125V124H131ZM138 125H136V127L138 126ZM193 125H196L197 126V124H193ZM244 125V126H245ZM250 125V124H249ZM141 127H142V125H140ZM150 126V125H149ZM233 126H235V125H233ZM256 126V125H255ZM257 126H258V124H257ZM144 127V126H143ZM166 127H169V126H166ZM175 127V126H174ZM191 127H192V125H191ZM200 127V126H199ZM203 127V126H202ZM201 127V128H202ZM246 127V126H245ZM249 127H251V126H249ZM252 127H254V126H252ZM140 128V127H139ZM149 127H147V126H145V129H147L146 130V133L145 134H151V136L150 137H153L155 134H154V132L153 131H151V130H149L148 129ZM153 128V127H152ZM197 128H198V126H197ZM247 128H248V126H247ZM261 128V127H260ZM145 129L143 130V131H145ZM162 129V128H161ZM168 129V128H167ZM181 129V128H180ZM264 129V128H263ZM133 130V129H132ZM137 130H139V129H137ZM142 130V129H141ZM195 130H196V128H195ZM261 130V129H260ZM196 131H198V130H196ZM200 131V130H199ZM259 131V130H258ZM257 131V132H258ZM174 132V131H173ZM262 132V131H261ZM141 133V132H140ZM167 133V132H166ZM171 133V132H170ZM170 136V135H169ZM149 137V136H148ZM239 137V136H238ZM173 138V137H172ZM164 140H165V138H164ZM170 141V140H169ZM168 142V141H167ZM174 143V142H173ZM29 144V143H28ZM175 145V144H174ZM195 152V151H194ZM189 153H190V151H189ZM199 157V156H198ZM196 155H193V154H188L187 155V160H188V163L191 165V166H203V167H206L207 168V170L209 169L210 171H212V172H214L215 174L216 173H220V172H222V171H220V169L217 167V166H211V165H207L204 161H202L200 158H198ZM186 160V159H185ZM211 162H210V161ZM208 161H209V163L208 164H211V163H215V161H214V159H209ZM258 162L259 163H261V164H264V156L263 157H259L258 159ZM163 167V166H162ZM166 167V166H165ZM164 167V168H165ZM164 168H162V169H164ZM189 168V167H188ZM222 168H225V167H222ZM227 168V167H226ZM168 169V168H167ZM165 170V169H164ZM189 170H191V168L189 169ZM193 170V169H192ZM226 170V169H225ZM235 170V169H234ZM176 171V170H175ZM227 171H230V170H227ZM165 173V172H164ZM211 173V172H210ZM232 173V172H231ZM244 173V172H243ZM171 174H173V173H171ZM212 174V173H211ZM220 174H222V173H220ZM219 174V175H220ZM246 174V173H245ZM225 175H227V174H225ZM171 176V175H170ZM169 176V179H171V177ZM232 176V175H231ZM226 177H228L229 178V176H226ZM172 178H173V176H172ZM177 178V177H176ZM155 181V180H154ZM168 181V180H167ZM174 182V181H173ZM158 183V182H157ZM152 184H153V182H152ZM191 185V184H190ZM155 186V185H154ZM162 186H163V184H162ZM167 186H168V184H167ZM159 187V186H158ZM241 187V186H240ZM153 188V187H152ZM155 188V187H154ZM169 188V187H168ZM157 189V188H156ZM155 189V190H156ZM246 190H247V186H246ZM158 191L160 192V195H164V194H166V193H168V190H167V188H158ZM97 192V191H96ZM99 193V192H98ZM162 193V194H161ZM157 194V193H156ZM175 201V200H174ZM184 201V200H183ZM163 202L164 201H162V204H163ZM166 202V201H165ZM171 202V201H170ZM168 203V202H167ZM184 203V202H183ZM182 203V204H183ZM169 204V203H168ZM167 204V206H169ZM187 206V205H186ZM98 207L99 208H102L103 210H106L107 209V207H106V205H105V203H103V202H100L99 204H98ZM168 208V207H167ZM171 208H173V207H171ZM186 209V208H185ZM188 210V209H187ZM197 210H198V208H197ZM169 211H171V210H169ZM174 211V210H173ZM181 211V210H180ZM203 211V210H202ZM209 211V210H208ZM185 212V211H184ZM105 213V212H104ZM180 213H183V212H180ZM203 213V212H202ZM207 213V212H206ZM204 214V213H203ZM215 214V213H214ZM199 215V214H198ZM218 215V214H217ZM179 216V215H178ZM209 216V215H208ZM204 217H206V216H204ZM176 218V217H175ZM180 219H182V221H184V222H190V221H192V222H190V223H193V220L195 219V218H193L192 216H190V215H188V214H180V217H179ZM203 218V217H202ZM206 219V218H205ZM195 220H197V219H195ZM204 220V219H203ZM230 220V219H229ZM102 221H103V225H104V233H105V235H107V228H109V220L103 215V218H102ZM207 223L213 228V229H217V230H221V231H224V232H226L227 234H231V231H230V228H229V225H230V223H229V221L228 220H226V219H218V218H214V217H212L211 216V218H208V220H207ZM207 224V225H208ZM105 264H110V263H105Z\"/></svg>", "mask_w": 264, "mask_h": 264}]
</instances>
